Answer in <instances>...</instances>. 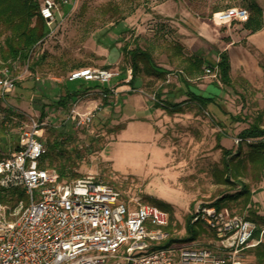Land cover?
Listing matches in <instances>:
<instances>
[{
	"label": "rangeland",
	"instance_id": "374dc122",
	"mask_svg": "<svg viewBox=\"0 0 264 264\" xmlns=\"http://www.w3.org/2000/svg\"><path fill=\"white\" fill-rule=\"evenodd\" d=\"M160 1L163 0H68L69 9L59 6L53 36L41 46L39 55L29 65L45 54L44 61L34 64L33 71L30 67L26 71V62L16 60V67L9 68L0 60V68L8 67L16 80H34V73H38L51 83L48 92L40 91L33 95L31 91L30 94L15 95L13 90L8 96L7 104L22 116L13 117V124L17 123V126H10L7 133L0 129V146L6 142L12 148L11 145L17 141L20 121H28L31 115H39L46 120L41 116L43 104L47 105L45 114L51 116L47 119L50 126L61 124L64 116L56 109L60 86L66 83L70 90H77L81 84L92 83L81 80L66 82L70 73L85 67L106 68L109 65L108 69L116 75L108 85L115 92L109 94L108 102L97 111L91 132L78 130L72 141L78 151L74 158L79 165L80 177L93 175L108 182L119 190L124 201L152 203L155 199L171 205L172 211L168 216L173 237H184L187 217L198 204L211 203L225 193L238 191L244 184L250 190L254 208L264 217V166L260 170V179L251 164L241 175L236 174L233 167L230 175L233 182H220L216 175L217 170L224 167L223 153L216 147L217 143L236 150V140L242 129L252 123L264 126V97L256 99L252 95H234L231 91L229 97L233 98L226 102L228 91L223 92L219 77L207 70L201 75L207 76L206 82L211 85L207 84L204 90H201L204 82L189 85V89L181 84L186 92L191 90L193 95L187 92L186 95L168 98L161 93L156 98L157 90L161 89L159 81H148L144 76L141 79L147 80L148 86H143L138 79L131 85L136 91L132 89L130 94L119 96L117 87L132 74L130 64L123 59L122 47L126 43L130 47L140 44L147 48L157 63L156 70L171 73L180 68L184 72L186 70L184 61L174 54L169 31L163 32L155 22L146 18L148 11ZM109 2L119 7V15L103 13ZM3 41L4 35H0V45ZM82 64L85 67L76 68ZM262 64L264 66V61ZM169 88L167 92L171 90ZM202 94L219 97L207 100L204 107L195 106L197 111L192 109L193 104L190 109L182 103L186 98L196 102V95ZM99 102L104 103L105 99L101 100L97 94L83 97L80 108L90 109ZM2 115L0 110V117ZM67 129L68 133L75 130L74 126ZM88 137L92 139L91 146ZM249 149L247 144L243 145L242 159H247ZM50 159L52 155L46 161ZM58 163L55 161L54 164ZM228 209L248 215V207H244L241 200L232 201ZM208 238L206 235L199 240L207 244ZM125 248L117 254V260L123 262L127 255ZM244 264H258L255 255L247 254Z\"/></svg>",
	"mask_w": 264,
	"mask_h": 264
},
{
	"label": "built area",
	"instance_id": "2783aa9c",
	"mask_svg": "<svg viewBox=\"0 0 264 264\" xmlns=\"http://www.w3.org/2000/svg\"><path fill=\"white\" fill-rule=\"evenodd\" d=\"M59 6L57 0H41L40 13L49 33L29 50L26 71L53 36ZM214 18L230 26L236 20H246L248 10L233 6L216 12ZM115 75L108 68L85 67L73 70L68 78L108 85ZM15 81L8 67L0 68V100L12 109L7 98ZM108 87L110 93L91 91L68 101L58 113L71 121L75 130L91 132L104 103L82 110L81 102L94 94L106 99L115 92ZM50 89V81L34 73L33 95ZM50 117L45 120L31 115L28 121H20L21 148L0 159V174L23 185L27 194V201L19 200L12 208L0 202V264H244L247 250L264 242V224L227 208L198 204L190 222L201 223L210 233L207 244L197 239L157 247L172 235L166 229L170 224L167 211L152 203L124 201L117 188L93 175L62 181L56 169L40 166L47 154ZM241 140L238 137L236 142ZM124 246L127 255L122 262L116 257ZM146 249L150 250L141 253Z\"/></svg>",
	"mask_w": 264,
	"mask_h": 264
},
{
	"label": "trees",
	"instance_id": "16d2710c",
	"mask_svg": "<svg viewBox=\"0 0 264 264\" xmlns=\"http://www.w3.org/2000/svg\"><path fill=\"white\" fill-rule=\"evenodd\" d=\"M62 8L67 7L68 4L64 3V0H57ZM40 2L41 0H0V35H4V41L0 45V60L3 64L12 68V62L20 60L25 63L28 58L29 50L41 39L49 33L45 19L40 13ZM250 15L247 19V24L245 26L253 29H258L262 26V10L259 5L251 1L249 3ZM103 13L119 15V7L111 2L103 9ZM121 18L124 17L121 15ZM117 20L116 22H118ZM174 54L180 56L179 58L184 61L187 76L201 75L206 69L211 71L216 70L219 80L224 85L230 84V63L228 55L223 52L220 55L219 61L216 65H205V61L202 58L196 56H185L182 52V46L177 43L173 44ZM123 59L130 64L132 76L129 80V84L133 85L138 79L146 76L151 80H166L168 71L156 70V61L154 60L153 54L145 47L140 44H135L130 47L126 43L122 47ZM46 59V55H42L37 58L30 66L32 71L34 70V64H39ZM1 66H3L1 64ZM85 65H79L81 68ZM109 68V65L105 66ZM84 82H92L89 84H81L77 90H70L66 83L60 86V96L58 98L56 109L65 108L67 102L73 100L77 97L84 96L91 91H104L110 93L109 87L106 84H102L97 81H90L80 79ZM72 82L69 78H66V82ZM78 81V80H74ZM216 84V83H215ZM217 85V84H216ZM34 86V80H16L14 87V94L23 95V93H31ZM135 88V87H134ZM223 90V89H222ZM161 95V91L156 92V98ZM217 96H204L196 95V101L201 107H204L207 100L213 101ZM108 102V97L105 99L104 105ZM47 105H42L41 116L45 117V109ZM0 110L3 111L2 117H0V129L4 133L10 130V126H17V123L13 124L14 116H22V114L16 112L11 107L5 105L0 100ZM47 116V115H46ZM57 126H50L48 128L47 136V154L41 160L40 166L42 167H53L59 172L60 180L66 181L74 178H79L81 174L79 173V165L75 161V156L78 154L75 146L72 145V141L75 139L77 130L68 133L69 127H73L71 121H65ZM102 128V127H100ZM242 140L238 143L237 149L232 150L223 147L219 142L216 147L220 148L223 153V169H219L216 172L218 180L221 182H233L230 178L232 174V168L234 167L235 173L241 175L242 171H246L248 164H251L252 169H256L259 173L264 166V126L259 123H252L248 127L242 129L238 135ZM91 137V136H90ZM88 137L90 145L92 144V139ZM247 139H252V142L248 143ZM5 141H7L5 139ZM258 141V142H257ZM247 144L249 146V151L246 153L247 159H242L241 155L243 153V145ZM10 149L5 142L3 146H0V159L7 157L11 152L20 149V134H18L17 141L15 144L11 145ZM52 155V159L48 162L46 161ZM55 161H59L58 165H55ZM258 177V176H257ZM19 200L27 201V194L23 185L15 184L6 180L4 175L0 174V202L8 205L9 207H14ZM241 200L243 206L248 207L247 218L254 220L258 224H264V217L259 215L258 210L254 208V203L251 201L250 190L247 185H242L241 189L234 193H225L211 203L209 206H214L217 210L224 208H229V204L232 201ZM152 204L157 205L161 209L171 212L172 207L162 201L152 199ZM191 215H188L186 221V233L184 237H173L172 225L169 224L166 228L172 235L169 239L164 241L157 247H167L175 242H189L197 240L210 233L204 228V226L197 222L192 224L190 222ZM172 220V218H171ZM247 253H253L257 259L258 264H264V242L258 246L248 249Z\"/></svg>",
	"mask_w": 264,
	"mask_h": 264
},
{
	"label": "crops",
	"instance_id": "0c3cea01",
	"mask_svg": "<svg viewBox=\"0 0 264 264\" xmlns=\"http://www.w3.org/2000/svg\"><path fill=\"white\" fill-rule=\"evenodd\" d=\"M251 1L256 2L262 10V26L258 29L245 26L248 18L236 20L230 26L226 23L219 24L214 18L216 12L233 6L247 9L249 17ZM146 18L149 22H155L163 32L169 31L173 44L179 43L185 56H196L202 58L205 65H216L221 53L225 52L228 55L230 84L221 86L223 92L228 91L225 97L227 99L223 100L230 102L228 99L233 98L229 97L231 91L232 94L238 93L241 96L252 95L256 99L264 97V66L262 64L264 61V0H205L203 3L198 0H163L148 11ZM176 57L180 56L176 55ZM131 76L132 74L117 87L120 91L119 96L132 92L134 87L129 84ZM207 79L208 77L204 75L187 76L180 68L174 73L168 72L166 80H160L158 86L161 88L159 91L163 95L165 93L168 98L186 95L187 92L193 95L191 90L186 92L181 84L189 89V85L204 82L205 84H201L204 86L201 90H204L209 84L206 82ZM147 80L141 79L143 86L149 85ZM169 86L171 90L167 92L170 89ZM182 103L190 106V109L194 105L192 107L194 111H197L195 106H200L191 98L183 99ZM241 106L244 107V104ZM228 114L233 115L230 111Z\"/></svg>",
	"mask_w": 264,
	"mask_h": 264
}]
</instances>
